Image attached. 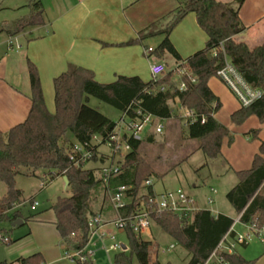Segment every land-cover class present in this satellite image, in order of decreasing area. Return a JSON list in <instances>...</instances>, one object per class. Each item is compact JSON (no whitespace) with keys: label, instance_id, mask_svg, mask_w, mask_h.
<instances>
[{"label":"trees","instance_id":"16d2710c","mask_svg":"<svg viewBox=\"0 0 264 264\" xmlns=\"http://www.w3.org/2000/svg\"><path fill=\"white\" fill-rule=\"evenodd\" d=\"M243 2L178 0V6L169 14L163 28L157 30L154 25L150 26L139 32L137 39L128 42H140L148 36L162 35L154 53L159 58L168 53L177 62L182 61L169 35L187 13H195L207 40L203 49L184 59V66L196 77V82L192 83L187 76H183L186 83L183 91L176 86L174 71H168L162 80L160 78L163 76L149 81H143L138 76H118L113 82L100 83L94 79L91 70L69 65L53 80L55 111L51 113L45 105L36 68L29 63V113L22 123L8 132L0 131V181L7 185V193L0 200V221L18 217L16 211L8 214L21 201V191L15 188L18 174L33 175L35 171L43 170L44 176L51 181L66 169L62 175L67 177L71 194L59 197L52 206L57 218V230L69 247L87 242V222L91 215L90 190L100 181L91 169L69 166L67 149L63 145L66 143L61 140L64 141L66 133L70 132L76 141L87 142L93 134L105 136L115 126L114 120L88 104L89 97H95L120 112L129 109V114L133 115L135 110L140 109L162 120L172 117L169 101L177 97L183 108L193 110L198 115L197 120L188 122V136L199 140L198 148L205 156L214 158L221 152V142L228 129L214 117L220 104L208 86V79L223 65L225 54L248 83L263 90L261 98L250 106L234 111L231 120L240 124L248 117L255 116L264 123V43L249 48L246 43L233 39L246 28L239 17ZM29 3L32 7L30 16L17 20L10 26L11 30L20 31L42 22L40 1L29 0ZM214 49L215 56L211 55ZM201 116L204 122L200 121ZM129 142L131 149L125 155L123 172L112 179L111 185H132L137 192L143 182L155 174V170L139 151L142 140L131 139ZM22 168L26 172L21 171ZM237 175L238 182L226 193L227 201L237 213H241L242 222L256 220L264 224V196L258 193L264 181V141L260 143L252 167L238 171ZM154 221L188 252L186 264H200L221 240L233 219L222 213L213 214L208 209H199L192 216L181 218L169 211H162L154 217ZM72 233L76 236L71 237ZM126 236L128 250L115 253L112 264H134L133 257L136 264H160L153 258L151 240H145L130 230L126 231ZM31 258H22L19 264H31ZM227 260L230 264H255V260L245 259L239 253L227 255Z\"/></svg>","mask_w":264,"mask_h":264},{"label":"crops","instance_id":"0c3cea01","mask_svg":"<svg viewBox=\"0 0 264 264\" xmlns=\"http://www.w3.org/2000/svg\"><path fill=\"white\" fill-rule=\"evenodd\" d=\"M39 1L42 6V22L26 26L20 31L11 30L10 26L17 20L30 16L32 7L29 0H22L16 8L0 5V131L3 133L22 123L29 113L31 107L29 63H32L36 68L45 105L48 111L53 113L55 111L53 80L65 72L69 65H77L91 70L94 79L100 83L113 82L118 76H138L143 81H149L151 79L149 70L151 62L162 60L168 65V71H173L177 65L184 63L185 58L203 49L207 40V35L199 26L195 13L189 12L169 35L173 46L183 59L182 61L177 62L168 53H165L161 58L154 53L162 35L148 36L140 42L128 43L137 39L139 32L150 26L154 25L157 30L163 28L169 20V14L178 6V0ZM220 1L234 3L235 0ZM4 8L14 11L15 16L6 15ZM239 17L246 28L243 32L235 35L233 39L236 42L246 43L249 48L263 44L264 0H244L239 8ZM10 40L13 41L12 45L9 43ZM151 40L155 41L154 46L149 44ZM17 45H19L18 48ZM147 47L153 48L149 54L145 52ZM208 86L220 104L214 117L228 129V134L222 139L221 152L217 157L208 158L198 146L188 155H184L183 160L192 154L201 152L205 161L200 167L207 166L209 169L208 164L221 162L222 166L219 171L217 168L213 171L209 170L206 179L214 175L225 181L226 188L231 189L238 182L237 172L252 167L254 157L259 153L260 143L264 141V123H261L255 116L248 117L240 124L234 123L231 120V114L241 108L238 100L216 75L208 79ZM172 103L184 121V140L182 139V141L189 142L190 137L187 129L189 121L184 115L186 109L180 105L177 97L169 101V105ZM177 113L172 109V117L161 120L162 131L159 134L164 132V124L168 125V130L165 132V138L168 137V139H165V142L170 141L169 137L175 130V127L169 123ZM156 134L154 125L149 126L144 131L141 140L142 142H145L144 139L156 142ZM75 141L74 139L68 144ZM102 161L104 159L92 162ZM98 166L87 167L86 165V168ZM152 167L154 168L153 165ZM197 170V168L194 169V171ZM94 173L97 178V173ZM63 176L62 174L55 176L49 182L46 176L42 179L36 173L33 175L18 174L15 177V188L21 191V201L8 211L9 215L16 211L18 213L16 219L0 221V234L10 238L8 243L0 242L4 246L0 263L19 264L22 258L28 257H32L31 264H60L61 261L67 260L63 258V240L57 230V218L52 208L59 197L71 194V192L65 195L63 193L70 189L68 183L66 184L63 180ZM25 179H33L37 182H33L32 187H27ZM58 180L61 193L50 198L44 208L37 209L36 207L32 210L30 204L35 200V195L49 183H58ZM99 185L103 187L102 184ZM150 187V190L155 192L163 191L156 190L153 182ZM180 187L195 198L199 209H208L213 214L222 213L233 218L229 212L214 205V199L212 203H208L207 198L199 193L196 183H191V190ZM144 189L149 191V187ZM6 193L7 185L0 181V200ZM258 193L264 196V181L259 187ZM27 204H29V212L24 214L23 207ZM233 210L238 216L239 213L234 208ZM97 213L105 220L110 221L116 218L117 212L111 207L108 196L107 204L98 206ZM17 219H22L23 223L13 225ZM152 224H156L155 221ZM23 225H25L24 230L12 231L13 228ZM163 232L173 239L164 230ZM150 233L151 237L155 238V241L151 239L152 245L158 247V239L152 233L151 228ZM116 236L117 240L123 243L128 250L126 232L119 231ZM120 236L124 239H121ZM145 240L147 239L145 238ZM106 242L104 241V243ZM260 242L264 243V240ZM101 244L100 241L97 242L94 247L95 252L97 249L104 251ZM169 247L172 248L173 245L170 244ZM152 254L154 259L163 264L158 252ZM93 262L96 264L95 261ZM70 264L72 263L70 262ZM167 264H170L169 260H167Z\"/></svg>","mask_w":264,"mask_h":264},{"label":"built area","instance_id":"2783aa9c","mask_svg":"<svg viewBox=\"0 0 264 264\" xmlns=\"http://www.w3.org/2000/svg\"><path fill=\"white\" fill-rule=\"evenodd\" d=\"M9 43L12 45L13 41L10 40ZM18 47L19 45H17ZM152 51V47L145 49L147 54ZM211 55H216L215 49L212 50ZM181 65H177L173 71L177 73L174 79L176 86L178 90L183 91L186 89V83L182 77L186 75L192 83L196 82V77L191 71L184 72L185 69L180 68ZM149 70L151 79L154 80L168 72L166 63L162 60L151 62ZM215 75L227 85L241 107L250 106L263 95V90L248 83L225 54L224 63L216 71ZM160 89L164 90V87ZM128 110L121 112V115L115 121V126L105 136L93 134L87 142L75 141L68 145L66 153L70 167L88 169L86 165L89 162L104 159L98 167L89 169L93 173H97V180L105 188L110 205L117 212L116 218L110 221L103 219L99 215L89 216L87 222L88 239L84 245L75 244L69 247L66 242H62L64 245L63 258L72 264H83L87 261L93 262L94 247L99 241L102 243V249L107 257H109L111 251L115 253L125 251L122 249L123 243L117 240L116 235L119 231L126 232L130 230L141 237L146 235L151 240V224L154 221V217L158 216L162 211H169L181 218L192 216L199 210L195 198L181 187L165 189L161 192L145 190L144 188L152 185L150 178L143 182L137 192L133 190L134 187L132 185H111L112 179L123 172L125 155L131 149L129 140H141L146 128L152 125H154L155 132L159 133L162 131V119H158L149 113H143L140 109L135 110L134 114L131 115ZM184 115L189 122H193L198 118V115L193 110L186 109ZM200 121L204 122L203 116H201ZM101 146H104L107 151H101ZM65 172L66 169L62 171V174ZM214 193H216V190L211 188L210 195L207 198L208 203L213 202L212 194ZM37 206L38 202L36 200H33L30 204L32 210ZM240 218L241 213L233 220L231 226L215 248L200 264H230L227 260V255L236 253L237 246L247 245L254 240H264V224H260L256 220L244 223ZM236 225H241L243 231L236 230ZM109 226H112L114 230H110ZM75 236V233L71 234V237ZM9 241L10 238L7 235L0 234V242L8 243ZM104 241L109 243L106 244ZM153 250L158 252L159 246L153 245ZM165 250L167 248H161L160 252L164 253Z\"/></svg>","mask_w":264,"mask_h":264},{"label":"rangeland","instance_id":"374dc122","mask_svg":"<svg viewBox=\"0 0 264 264\" xmlns=\"http://www.w3.org/2000/svg\"><path fill=\"white\" fill-rule=\"evenodd\" d=\"M22 0H0V5L6 6L9 8H16L17 4L20 3ZM4 8L3 10L6 11V15L8 16H15L14 11L11 9ZM20 14H22L20 12ZM19 15V14H16ZM153 40L150 41V45L154 46ZM167 65V64H166ZM180 68H184V72H190L186 66L181 65ZM168 69V65H167ZM176 69V68H175ZM177 73L174 71L173 76L175 77ZM186 76V75H184ZM161 80L164 79V76L160 78ZM171 103V102H170ZM88 104L91 107H94L101 113L107 115L112 120L116 121L119 118L120 112L115 109L113 106L102 102L98 100L95 97H89ZM172 109L177 113V108L175 105L170 104ZM171 126L175 127V130L173 131V134L169 137L170 141L165 142V132L168 130V125L164 124V132L159 134H156V142H149L148 140L144 139L141 142L139 151L141 155L149 162L151 163L156 173L153 174L151 177V180L154 184V188L158 191L165 190V189H173L175 187H185L187 190H191V183H196L198 185L199 193L203 194L206 198L210 195V187L214 188L216 190L215 194H212V197L214 199V205L219 207L222 210H225L229 212L232 215V219H236V214L229 204V202L226 199V193L230 188L225 187V181L216 178L214 175L206 179V175L209 174V170H215V168L219 169L222 166L221 162L212 163V165L208 166L210 167L208 169L207 166L200 167L203 162L205 161L204 155L199 152L192 154L190 157H188L186 160H183L185 157L184 155H188L190 152H192L196 147L199 146L200 142L197 139L189 138V142H183L184 140L183 134H184V121L183 119L177 115L172 119V121L169 123ZM170 126V127H171ZM74 140V136L72 133L67 132L65 135V140L61 142H65L66 144H63L66 149H68V143ZM182 141V142H181ZM101 151H107V149L104 146L100 147ZM100 163V162H99ZM99 163H93L89 162L87 164V167L90 166H98ZM151 165V166H152ZM200 167V168H199ZM197 168V171H194V169ZM21 171L26 172L25 168H22ZM37 176H41L43 179V170H37L35 171ZM47 181L49 182V178H47ZM27 184V187H32L31 184L33 182H37L33 179H25L24 181ZM41 184V183H40ZM41 186V185H40ZM46 186V185H45ZM60 184L59 180L58 183H49L44 189H42L38 194L35 195V200L38 202L37 209H42L48 204V200L50 198L55 197L57 194L61 193L60 191ZM64 195L67 193H70V189L67 192H64ZM62 195V194H61ZM107 204V193L105 188L103 189L102 186L97 185L93 187L90 190V196H89V209L91 210V215H98L97 210L98 206H102ZM29 212V204L23 207V213L26 214ZM7 228V226H6ZM110 230H114V228L111 226L108 227ZM8 229V228H7ZM25 229V225L20 226L18 228H13L12 231ZM236 230L243 231V227L241 225H236ZM151 231L155 235V237L158 239L159 243V251L158 256L163 264H167V260L170 261V264H185L188 261V254L186 250L174 239H171L168 237L163 230L157 225V224H151ZM121 239H124V237L120 236ZM143 239H149L148 236H142ZM119 239V238H118ZM150 240V239H149ZM153 241H155V238H152ZM109 242H106L108 244ZM154 244V242H153ZM172 244L173 247H169V245ZM107 246V245H106ZM155 247V246H154ZM167 248L168 250L164 253L160 252L161 248ZM4 250V246L0 244V257L1 252ZM237 253L241 254L245 259L248 260H255V264H264V243H261L258 240H254L244 245H239L236 248ZM152 253L155 251L153 250L152 246ZM115 252L111 251L109 253V257L102 251L101 249H97L94 253L93 260L96 264H112L113 257ZM133 263L136 264L135 258L133 257ZM60 264H70L68 260L61 261Z\"/></svg>","mask_w":264,"mask_h":264},{"label":"water","instance_id":"95a60500","mask_svg":"<svg viewBox=\"0 0 264 264\" xmlns=\"http://www.w3.org/2000/svg\"><path fill=\"white\" fill-rule=\"evenodd\" d=\"M63 180L66 182V184L68 183V180H67L66 175L63 176ZM21 223H23V220H22V219H17V220H15V221L13 222V225H15V224H21ZM122 249H123V250H126L125 245H122Z\"/></svg>","mask_w":264,"mask_h":264}]
</instances>
